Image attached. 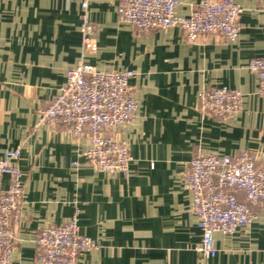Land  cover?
<instances>
[{
	"label": "crops",
	"instance_id": "obj_1",
	"mask_svg": "<svg viewBox=\"0 0 264 264\" xmlns=\"http://www.w3.org/2000/svg\"><path fill=\"white\" fill-rule=\"evenodd\" d=\"M80 1L0 0V157L19 148L23 185L12 264H33L40 229L73 215L95 242L79 264H264V206L248 226L213 233L217 252L205 258L194 250L200 230L181 182L196 154L248 150L264 166V97L247 67L264 56V0H234L242 8L234 40L206 34L192 42L179 27L133 29L119 19L118 0H90L93 51L82 49ZM178 1L176 12L187 14L200 0ZM79 59L134 73L136 115L113 130L129 148L128 178L88 162L86 135L37 122ZM214 86L238 88L239 111L202 114L199 91Z\"/></svg>",
	"mask_w": 264,
	"mask_h": 264
},
{
	"label": "built area",
	"instance_id": "obj_2",
	"mask_svg": "<svg viewBox=\"0 0 264 264\" xmlns=\"http://www.w3.org/2000/svg\"><path fill=\"white\" fill-rule=\"evenodd\" d=\"M90 0H81L83 51L96 43L88 14ZM178 0H118L119 19L138 31L179 27L188 41L217 34L232 41L238 34L241 6L234 0H200L187 14H178ZM256 75V93L264 97V56L247 63ZM130 69L100 71L79 59L67 68L65 81L56 95L37 113L38 123L65 126L75 136L86 135L83 156L98 171L108 175H130V153L126 142L114 137L119 124L133 119L137 101L128 80ZM198 110L205 115L229 117L241 108L243 93L227 86L202 87ZM19 148L5 150L0 157V264H12V225L18 220L23 192L22 172L16 164ZM73 164L76 161H72ZM8 184L3 188L2 177ZM181 182L191 195L192 209L200 230L194 250L202 257L216 255L213 233L231 234L246 227L255 217V208L264 206V166L248 150L234 155L196 154L182 173ZM242 193L245 201L239 200ZM95 247L80 233L77 216L40 229L35 240L33 264H79V255Z\"/></svg>",
	"mask_w": 264,
	"mask_h": 264
},
{
	"label": "trees",
	"instance_id": "obj_3",
	"mask_svg": "<svg viewBox=\"0 0 264 264\" xmlns=\"http://www.w3.org/2000/svg\"><path fill=\"white\" fill-rule=\"evenodd\" d=\"M240 196H243L242 193H239V196H238L239 200H241V199H240Z\"/></svg>",
	"mask_w": 264,
	"mask_h": 264
}]
</instances>
